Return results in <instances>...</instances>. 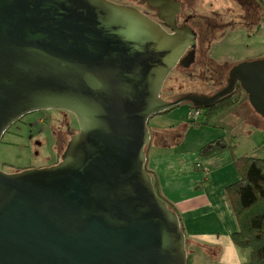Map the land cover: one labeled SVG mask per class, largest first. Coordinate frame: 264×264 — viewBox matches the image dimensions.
<instances>
[{"label":"water","instance_id":"95a60500","mask_svg":"<svg viewBox=\"0 0 264 264\" xmlns=\"http://www.w3.org/2000/svg\"><path fill=\"white\" fill-rule=\"evenodd\" d=\"M145 1L160 14L176 3ZM176 13L169 33L109 0H0V141L39 110L80 126L59 164L0 169V264H188L180 218L146 170L148 121L212 108L238 85L264 118V59L233 67L214 95L165 101L169 74L196 57L197 34Z\"/></svg>","mask_w":264,"mask_h":264},{"label":"rangeland","instance_id":"374dc122","mask_svg":"<svg viewBox=\"0 0 264 264\" xmlns=\"http://www.w3.org/2000/svg\"><path fill=\"white\" fill-rule=\"evenodd\" d=\"M109 1L136 8L137 6L147 8L146 5H143V1L141 0ZM180 1L186 3L188 6L191 5L197 7L198 13L204 19L214 17L216 12H213V10L218 9V23L215 20H210V24L215 26H211V37L206 40V42H209L206 47V52L207 54H211V57L215 58L212 59V62L214 63V67L218 68L219 80L218 84H215L214 86H204L202 81H208L207 78L209 74L212 75L213 73H209V70L205 66L198 64L199 62L192 66L191 69L183 70L178 67L170 73L161 92L162 98L167 102H173L178 98L191 93L208 95L216 91H221L227 85L230 70L235 66L232 65L236 62V59L243 55H248V53L255 54L257 46H260L259 48L262 47V45L256 44L255 41L264 42V30H260L263 15L262 12H260V14L259 12H255L253 17H251V22L246 23L245 25L238 21L237 29L228 30V33L232 36L229 43L223 42L225 39L223 36L225 31L230 28L231 23L235 21V16L226 15V11L233 12L234 15L238 12H248L254 8V5L248 2V0ZM207 4L208 7L204 8L203 5ZM250 38L252 42L248 43L247 40H250ZM220 54H228L229 56L221 58V60L218 61V55ZM214 72L216 73V70H214ZM210 79H213V77L211 76ZM248 103L250 102L248 101ZM240 105L241 104H238L235 109L233 108L223 116V120L216 119L211 124H204L202 126L198 124V120L194 122L189 121L193 118L192 110L187 104H182L162 115L150 118L148 121V129L153 142L158 144L159 149L175 146L176 140L180 135L183 136V138L184 136L186 137L185 146L191 148L196 146L198 139L202 137L201 135L203 133L210 134L213 131L218 132L226 129L227 124H229L227 121L228 119L235 125L243 122V125L238 129H235L230 137L233 138L234 142H240L242 146L250 147L251 143H246L248 139L246 132L252 129L250 124L253 125V122H255L254 120H256L255 117H257L263 125L264 118L253 109L251 104H249V106ZM48 111L47 114L53 112L51 110ZM23 121L24 122L13 124L0 141V168H5L8 172H13L19 168L24 169L30 166H47L48 163H54L59 157L56 152L57 142L55 141V135L53 134L52 137V123L44 116V113H30V115L26 116ZM183 121L185 126H190V128H181V122ZM195 127H200L201 130L197 131L198 129ZM73 129L77 131L78 125H74ZM177 141L178 143L181 142L179 140ZM36 142H40L41 144L37 146ZM63 150L64 149L61 150V153ZM244 252L249 253V251L246 250ZM213 253L214 252L212 251H208L206 254L211 258L214 256ZM203 257L205 261L203 264H210V261H208L209 258L206 257L205 254Z\"/></svg>","mask_w":264,"mask_h":264},{"label":"crops","instance_id":"0c3cea01","mask_svg":"<svg viewBox=\"0 0 264 264\" xmlns=\"http://www.w3.org/2000/svg\"><path fill=\"white\" fill-rule=\"evenodd\" d=\"M249 2L254 5L251 9L252 17L255 12L259 14L262 12L260 30H264V0H249ZM226 36L230 34L227 33ZM231 38L232 36L223 42L229 43ZM247 42H252L251 38ZM255 42L262 47L257 46L255 54L248 53L239 57L232 66L264 58V42ZM228 56V54H220L218 61ZM248 101L243 100L239 104L249 106ZM255 119L253 125L250 124L252 129L246 132L248 136L246 143H251L250 147L242 146L240 142L236 143L230 137L235 129L243 125V122L235 125L228 119L231 125L227 124L226 129L213 131L210 134L203 133L205 135L202 134L196 146L191 148L185 146L186 137L183 138L181 135L177 139L181 142L178 143L176 140L175 146L159 149L152 137L146 146V170L151 174L161 196L173 206L182 220L186 235L188 264L205 263L204 254L209 258L210 264H244L249 259V253H245V250L238 248L233 242L238 225L227 195V188L240 180L234 164V156L229 148L208 157H201L200 150L215 139L225 138L236 147V157L249 155L252 158L264 159V125L257 117ZM192 120L189 121L194 122ZM206 120L205 115L198 119L199 122H207ZM219 120H223V116ZM213 121L211 120L209 124ZM184 127L190 128L185 126L183 121L181 128ZM195 128L198 129L197 131L201 130L200 127ZM208 251L214 252V256L210 258L206 254Z\"/></svg>","mask_w":264,"mask_h":264},{"label":"trees","instance_id":"16d2710c","mask_svg":"<svg viewBox=\"0 0 264 264\" xmlns=\"http://www.w3.org/2000/svg\"><path fill=\"white\" fill-rule=\"evenodd\" d=\"M243 100L248 101V95L238 85L233 95L223 98L218 105L204 110L203 116L205 115L208 121L198 124L209 125L211 120L226 115ZM197 110L198 108L192 109L193 113ZM227 148L234 156V164L240 175V180L227 188V195L238 225L233 242L238 248L249 251V259L244 264H264V159L252 158L249 155L236 157V147L225 138H218L206 144L201 148L200 156L208 157ZM154 187L158 196L165 200L155 183ZM167 204L174 210L170 203ZM180 222L185 234L181 219Z\"/></svg>","mask_w":264,"mask_h":264},{"label":"flooded vegetation","instance_id":"af4514ba","mask_svg":"<svg viewBox=\"0 0 264 264\" xmlns=\"http://www.w3.org/2000/svg\"><path fill=\"white\" fill-rule=\"evenodd\" d=\"M173 1L176 3L170 4L169 12L165 13V14H160L158 9L151 7L145 0H143V5H146L147 8H141V7L137 6V9L140 12H142L143 14L147 15L152 20H154L155 22H157L158 24H160L169 33H171L172 31L169 27L166 26V24L168 22L171 23L172 12L173 11L177 12L175 15V21H176L177 26L178 27L189 26L197 34V48L195 50L196 57H195L194 64H192L189 68L178 65L175 69H177L178 67L182 68L183 70L191 69L192 66H194L196 63L199 62L198 64L201 66H205L209 70V73H211V72L213 73L212 75L209 74V76L207 78L208 81H202L203 85L208 87L209 85L214 86L215 84H218V80H219V73L217 70L218 68L214 67V63L212 62V59H214V58L211 57V54H207V52H206V47H207V44L209 43V42H206V40L210 39V37H211L210 33L212 32V30H211L212 24H210V20H215L218 23V9L213 10V12H216L214 14V17H209V18L204 19L198 13L197 7L191 6V5L188 6L186 3L181 2L180 0H173ZM248 2H249V0H248ZM203 7L207 8L208 4L203 5ZM226 12H227L226 15H228V16H233V17L235 16V18H234L235 21L233 23H231L230 28H228L225 31V33L223 35L224 37L228 33V30L231 29V27L233 29H237V26H238L237 22L238 21L243 25L251 22V17H252L251 10H249L248 12L245 11V13H243V12L239 13L238 12L235 15L233 14V12H229V11H226ZM234 12H235V10H234ZM214 26H212V27H214ZM229 37L230 36H226L223 41L225 42ZM190 50L191 49H188V52ZM188 52H187V54H188ZM213 68H214V70H216V73L214 72ZM211 76L213 77V79H210ZM217 92L218 91H216L212 94H209V96L214 95ZM48 110H51L53 112H51L50 114H47ZM36 112H43L44 116L47 117V119H49L52 123V125H51L52 137L54 134L55 135V141L57 142L56 152L58 153V156H59L58 159L52 164L48 163L47 166H30V167H26L24 169L19 168L13 172H8V171H6L5 168H0L2 171H4V172L6 171V173L11 174V173L21 172V171L29 170V169L49 168V167H52V166L59 164L61 162L62 155L65 152L67 145L70 142L71 138L73 136H75L76 134H78L80 131L79 122H78L76 116L69 111L61 110V109H47V110H39ZM28 115H30V114L25 115L24 117H22L17 122H24L23 119ZM76 124L78 125L77 131L75 129H73V126ZM9 129L7 130V132L9 131ZM40 144H41L40 142H36L37 146ZM62 149H64V150L61 153Z\"/></svg>","mask_w":264,"mask_h":264},{"label":"built area","instance_id":"2783aa9c","mask_svg":"<svg viewBox=\"0 0 264 264\" xmlns=\"http://www.w3.org/2000/svg\"><path fill=\"white\" fill-rule=\"evenodd\" d=\"M193 120L194 121H197L198 119H200L202 116H203V110H201V109H198L197 111H195L194 113H193Z\"/></svg>","mask_w":264,"mask_h":264}]
</instances>
